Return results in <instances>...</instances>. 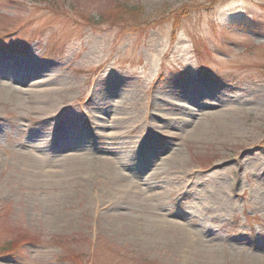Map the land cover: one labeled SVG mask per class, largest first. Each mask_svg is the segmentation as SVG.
Returning a JSON list of instances; mask_svg holds the SVG:
<instances>
[{"label": "rangeland", "instance_id": "rangeland-1", "mask_svg": "<svg viewBox=\"0 0 264 264\" xmlns=\"http://www.w3.org/2000/svg\"><path fill=\"white\" fill-rule=\"evenodd\" d=\"M76 1L0 0V264H264V0Z\"/></svg>", "mask_w": 264, "mask_h": 264}, {"label": "bare ground", "instance_id": "bare-ground-1", "mask_svg": "<svg viewBox=\"0 0 264 264\" xmlns=\"http://www.w3.org/2000/svg\"><path fill=\"white\" fill-rule=\"evenodd\" d=\"M39 86H36L35 88H37L38 90L36 89H31L30 91L29 90H25V91H28L29 93L30 92H36L37 95H35L34 97H30V98H25L26 100V107H29V109L31 110H34L36 113H38L37 115H42V118H45V119H48L50 121H54L58 116L61 110H60V106H59V102H61L59 96L60 95V92H61V87L60 86H51V85H43V86H40V84H42V82H38L36 83V85ZM2 86L6 87L8 86V82L5 81V82H2ZM47 87H50V88H47ZM52 87V88H51ZM122 103V102H121ZM224 110V109H222ZM229 112H225L224 115H227V114H231V116L233 117L232 120H231V124H229V130L230 132L232 133V135L234 136H238L239 134H241L243 132V130L241 129V127L239 126V122H238V117L236 119V116L238 114H240V112H237V111H233V108H230L228 109ZM231 110V111H230ZM127 113V111H126ZM228 116V115H227ZM115 119H113L114 121ZM112 121L111 123V128L114 129L116 123H114ZM195 123H193L194 125ZM191 125V124H190ZM191 125L192 127V134L194 133L195 134H202L204 132V125L202 124H196L195 126ZM186 132V131H185ZM42 143V142H41ZM32 158L34 159H44L46 158L45 156V153L39 151L38 149L36 148H33L32 147V152H30L29 154ZM86 160V159H84ZM84 160L82 159H71V160H67L63 163L61 162H54V164L57 166V167H61L62 170L66 169V175H68L67 177H71L72 180L74 181H82L84 179H82V175L85 174V171H84V168H85V163H84ZM106 164L105 167L106 168H109L110 170L112 169H116V165L114 164L115 162L111 159H107V161H105ZM27 170H30V172H35V171H38V170H35V169H32V168H28ZM41 172V170H40ZM121 173V172H120ZM120 173H116V177L115 179L116 180V183L114 184L117 188L116 190L120 191L117 192L119 195L123 194L124 193H129L131 192V189H136V186H134L133 184H131L129 182V180L125 177L122 176V174ZM66 175H61V176H65ZM122 176V177H121ZM122 179H123V182H122ZM141 189H137L135 191V193L137 192H140ZM123 196V195H122Z\"/></svg>", "mask_w": 264, "mask_h": 264}, {"label": "trees", "instance_id": "trees-1", "mask_svg": "<svg viewBox=\"0 0 264 264\" xmlns=\"http://www.w3.org/2000/svg\"><path fill=\"white\" fill-rule=\"evenodd\" d=\"M79 4V0H77L76 2H75V5H78ZM117 6H115V9H114V14L117 12L118 14H117V16H121L122 14H124L125 13V8H124V6H122V5H120V4H116ZM190 9H191V7H189V6H181L180 8H178L177 9V11L175 12L176 14H174V23H172L173 24V31L175 32V30H176V28H177V26H178V24H179V22H180V20H181V17H180V14L184 17L188 12H190ZM130 10H132V9H130ZM133 10H135V9H133ZM179 13V14H178ZM103 15H104V13H103ZM119 19H121L120 17H116V15L114 16V15H111L110 17H108L107 18V21L108 22H112V24H118V20ZM3 217L1 216L0 217V219H2ZM21 237L22 238H24V239H26V240H21L22 242L23 241H29V239H30V237L28 236V235H25V234H23L22 233V235H21ZM34 240H36L37 241V239H34ZM10 244H7V246H5V244L4 245H1L2 246V248H1V246H0V252L1 251H3V252H5V253H9V254H11L12 255V253H14L12 250H11V247L9 246ZM17 245V244H16ZM18 246H19V244H18Z\"/></svg>", "mask_w": 264, "mask_h": 264}]
</instances>
